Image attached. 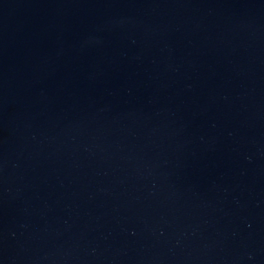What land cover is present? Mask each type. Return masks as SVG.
Segmentation results:
<instances>
[{
  "label": "water",
  "instance_id": "95a60500",
  "mask_svg": "<svg viewBox=\"0 0 264 264\" xmlns=\"http://www.w3.org/2000/svg\"><path fill=\"white\" fill-rule=\"evenodd\" d=\"M0 264H264V0H0Z\"/></svg>",
  "mask_w": 264,
  "mask_h": 264
}]
</instances>
